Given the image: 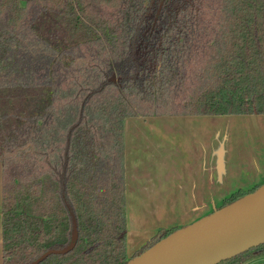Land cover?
<instances>
[{"label": "trees", "instance_id": "1", "mask_svg": "<svg viewBox=\"0 0 264 264\" xmlns=\"http://www.w3.org/2000/svg\"><path fill=\"white\" fill-rule=\"evenodd\" d=\"M251 115L264 0H0L4 264H129L125 121Z\"/></svg>", "mask_w": 264, "mask_h": 264}, {"label": "crops", "instance_id": "2", "mask_svg": "<svg viewBox=\"0 0 264 264\" xmlns=\"http://www.w3.org/2000/svg\"><path fill=\"white\" fill-rule=\"evenodd\" d=\"M124 130L129 259L160 230L186 228L234 195L264 186V115L130 117ZM228 140L220 174L219 153ZM247 140L244 151L236 148ZM2 202L0 164V264ZM244 264H264V257Z\"/></svg>", "mask_w": 264, "mask_h": 264}, {"label": "water", "instance_id": "3", "mask_svg": "<svg viewBox=\"0 0 264 264\" xmlns=\"http://www.w3.org/2000/svg\"><path fill=\"white\" fill-rule=\"evenodd\" d=\"M218 170H224L223 149ZM263 244L264 186L178 230L129 264H220Z\"/></svg>", "mask_w": 264, "mask_h": 264}, {"label": "rangeland", "instance_id": "4", "mask_svg": "<svg viewBox=\"0 0 264 264\" xmlns=\"http://www.w3.org/2000/svg\"><path fill=\"white\" fill-rule=\"evenodd\" d=\"M233 129H235V128H232L231 130H233ZM225 131L227 132V128H225ZM254 132V131H253ZM242 133H241V131L239 130V131H237L236 132V137L237 136H240ZM248 135H250L249 133L246 135V137L248 138ZM254 135V134H253ZM225 136V135H224ZM234 138H235V136H234ZM230 140H228V141H225V143H224V145L221 147V149L223 148L224 150H226V148L225 147H230L231 145H230V142H229ZM249 143H250V140H247V144H246V141H244V143H240L239 141L237 142V147L236 148H238L240 151H244L245 150V148L247 147V145H249ZM125 163V162H124ZM126 172V171H125ZM125 183H126V180H125ZM253 192V191H252ZM252 192H250V193H252ZM219 208H221V206L219 207ZM127 234H128V229H127ZM127 240H128V237H127ZM149 243V242H148ZM147 243V244H148ZM146 244V245H147ZM145 245V246H146ZM144 246V247H145ZM144 247H142L139 251H141ZM139 251H137L130 259H132V258H134L136 255H137V253L139 252ZM244 264V263H243Z\"/></svg>", "mask_w": 264, "mask_h": 264}]
</instances>
